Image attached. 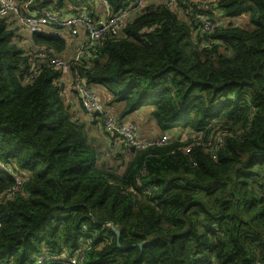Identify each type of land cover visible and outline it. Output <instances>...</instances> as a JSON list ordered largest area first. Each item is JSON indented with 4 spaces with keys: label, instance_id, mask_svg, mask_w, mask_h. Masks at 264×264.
Segmentation results:
<instances>
[{
    "label": "trees",
    "instance_id": "16d2710c",
    "mask_svg": "<svg viewBox=\"0 0 264 264\" xmlns=\"http://www.w3.org/2000/svg\"><path fill=\"white\" fill-rule=\"evenodd\" d=\"M92 1L16 0L61 17ZM107 1L119 15L139 0ZM197 1L178 3L192 14ZM168 3L146 0L118 36L70 61L112 95L105 109L124 104L122 119L149 107L169 136L132 152L110 135L115 163L66 105L62 73L38 58L64 55L59 29L31 33L26 52L0 15V264H264V0L211 3L220 26L205 35Z\"/></svg>",
    "mask_w": 264,
    "mask_h": 264
},
{
    "label": "built area",
    "instance_id": "2783aa9c",
    "mask_svg": "<svg viewBox=\"0 0 264 264\" xmlns=\"http://www.w3.org/2000/svg\"><path fill=\"white\" fill-rule=\"evenodd\" d=\"M216 1H197L195 7L196 12L192 14L189 11L183 13L178 0H169L168 6L172 10L193 18L194 23L199 25L198 29L201 30V34L205 35L213 33L220 26L219 21L214 16H210L213 12L210 4ZM145 2L146 0H139L133 8L121 12L119 15H113L107 0H93L92 3L95 6H101L103 8L102 14L93 13L89 9L74 8L72 14L67 17H61L60 14L52 11L51 8L44 9L39 13L27 15L16 0H0L1 17L15 20L16 25L20 26L22 30H28L31 33H42L47 27H53L68 30L77 37L81 29L85 30V33L88 35L87 41L79 47L74 59L66 60L44 51L38 53V58L48 62L55 71L63 75L65 73H71V90L80 98L85 113L88 116L99 115L102 119V126L109 135L119 136V139L123 143L130 149L135 148L136 151L145 150L149 147L168 145L169 136L164 135L161 138L143 139L141 138L139 127L136 124L119 122L114 113L104 108L99 95L93 87L88 86L81 74L74 71L70 61L80 62L90 51L94 52L95 50L92 47L103 36H118L123 31L126 21L132 15L145 8ZM69 11L71 12V8ZM105 241L109 242L108 239ZM65 257L58 258L57 260H63L69 264H85V255L78 254L76 257L70 259Z\"/></svg>",
    "mask_w": 264,
    "mask_h": 264
},
{
    "label": "crops",
    "instance_id": "0c3cea01",
    "mask_svg": "<svg viewBox=\"0 0 264 264\" xmlns=\"http://www.w3.org/2000/svg\"><path fill=\"white\" fill-rule=\"evenodd\" d=\"M89 6H91L90 7L91 9L89 8L91 10V12L97 13V14L103 13V8L101 6H95L94 3H92ZM73 9H74V7L71 8V12H73ZM81 30H83V29H81ZM82 32L85 34L84 36H86L85 30ZM63 40L66 41V39H63ZM78 40H80V39H78ZM86 41H87V36H86V39L83 40L82 43H80V44H84ZM71 55L67 56V59H69V58L74 59V57L72 58ZM63 58H64V56H63ZM71 78H72L71 73H65L64 75L62 74V77H61L62 83H64V85L66 86V91L64 94L66 105L71 108V111L74 113L75 117L78 118L83 124H85L86 131H87L89 137L93 140L94 145H96V147H98L100 150H102L103 147L108 146V149H110V152H111V147H112L111 139L112 138H110V135L106 134L105 131L102 129L101 123H100L99 119H97V117H91L85 113V111L82 107L80 98L77 96V94H75L71 90V80H72ZM93 89L99 95L103 106L106 103H110L112 101V95L105 88H103L101 86H96V87H93ZM106 108H107L106 110H110L112 113L115 114V116L117 118L121 119L122 112L125 109V105L124 104H113L112 106H110V107L108 106ZM150 113H151V109L149 107H145L138 112H135V113H133L127 117L122 118L121 120L123 123L136 124L142 133L143 139H149L151 137H159L162 135V131L157 126V123L150 117ZM182 133H183L182 129L177 128L174 131V133H172V134L170 133V134L172 136H174V135L178 136L177 138L180 139L182 137ZM155 134H157V135H155ZM97 135L98 136L102 135L104 142H102V143L98 142L99 139L98 140L96 139ZM103 145H105V146H103ZM119 145H121L120 142L116 143V147L118 149H119V147H118ZM99 153L101 154V152H99Z\"/></svg>",
    "mask_w": 264,
    "mask_h": 264
},
{
    "label": "rangeland",
    "instance_id": "374dc122",
    "mask_svg": "<svg viewBox=\"0 0 264 264\" xmlns=\"http://www.w3.org/2000/svg\"><path fill=\"white\" fill-rule=\"evenodd\" d=\"M167 1L168 0H159V3H161V4H167ZM70 10V8L68 7V8H66L65 9V12H67V11H69ZM231 22V21H230ZM229 22V23H230ZM234 22V24L235 25H239V24H241V25H245V26H247L248 25V23H247V20L246 19H243V20H236V21H233ZM16 28H18L19 29V27H18V25H16ZM50 28H53V27H50ZM49 27H47L45 30H44V32H46V31H50L51 29H50ZM82 31H84V30H80V32H79V36L77 37V36H74L73 35V33H71L70 31H68V30H63V29H59L58 31H54V30H51L50 31V33L51 32H53V33H57V35H58V37L59 38H61V39H66V42H68L69 44H68V47H67V49H66V51H65V55H62V57L64 56V59H66V60H68L67 59V56H69V55H71V57L73 58L74 57V55H76V53H77V46L80 44V43H82V41L83 40H85L86 39V36H88L87 34H86V36H84L85 34L82 32ZM43 33V32H42ZM17 35H18V39H20V43H21V46H24L25 47V51L27 52V51H30L32 48H33V46H32V42H31V32L30 31H25V30H22V29H19L18 31H17ZM76 37V38H75ZM84 37V38H83ZM78 39H80V40H78ZM82 44H80L79 46H78V48L81 46ZM69 59H71V58H69ZM140 135H141V138H142V133H141V131H140ZM155 135H157V134H155ZM183 135V134H182ZM199 136V135H198ZM151 138H158V137H151ZM96 139L98 140V142H100V143H102V142H104L103 141V137H102V135H97V137H96ZM103 146H105V145H103ZM116 154L117 153H114V152H110V149H108V146L107 147H103L102 148V150H101V157L105 160V161H107V162H110V163H115V157H116ZM42 256H44V254L42 255ZM48 257H49V255H48Z\"/></svg>",
    "mask_w": 264,
    "mask_h": 264
},
{
    "label": "water",
    "instance_id": "95a60500",
    "mask_svg": "<svg viewBox=\"0 0 264 264\" xmlns=\"http://www.w3.org/2000/svg\"><path fill=\"white\" fill-rule=\"evenodd\" d=\"M131 151L132 152H136V149L135 148H131ZM112 231H113V233L116 235V237H117V240H118V247L120 248V249H125L124 247H122L121 245H120V237H121V234H120V232L115 228V227H113L112 228ZM138 247L139 248H143L144 247V244H139L138 245Z\"/></svg>",
    "mask_w": 264,
    "mask_h": 264
}]
</instances>
